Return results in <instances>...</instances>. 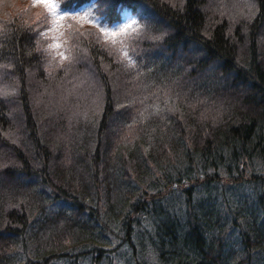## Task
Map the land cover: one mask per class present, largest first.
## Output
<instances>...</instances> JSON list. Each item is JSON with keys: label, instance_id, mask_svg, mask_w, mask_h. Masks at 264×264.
<instances>
[{"label": "trees", "instance_id": "trees-1", "mask_svg": "<svg viewBox=\"0 0 264 264\" xmlns=\"http://www.w3.org/2000/svg\"><path fill=\"white\" fill-rule=\"evenodd\" d=\"M58 1L96 23L16 72L45 11L0 3V264H264V0Z\"/></svg>", "mask_w": 264, "mask_h": 264}, {"label": "rangeland", "instance_id": "rangeland-1", "mask_svg": "<svg viewBox=\"0 0 264 264\" xmlns=\"http://www.w3.org/2000/svg\"><path fill=\"white\" fill-rule=\"evenodd\" d=\"M20 2L22 3V0H0V3L2 4H6L7 2ZM28 3V5L30 6V8L34 7L33 6V0L31 1H28V0H24ZM56 2L59 3L58 0H56ZM243 2H245L246 4V9H249L251 7V9L254 7L253 11L252 12H255V8H256V5H257V2H255L254 0H243ZM44 11H45V15L43 14V16H40V17H37L35 18V22L33 24V26L31 28L29 27H26V26H22L21 29L23 27V30H22V33L21 31L16 32L15 30L11 31L10 30V33H7V41L9 42L10 41V37L11 38H15V34H19L20 37L18 36L17 38H23L26 39L27 41H29V43H24V42H20L19 40L15 39V42H12V44L10 45V48L14 46V55L11 57V56H8V54L6 55L7 58L6 59H9L11 60V64L13 63V60H15V63L13 65L14 70L13 72L15 71H18V66H20V63L22 65H24L25 63H28V62H35L34 60L35 59V56L38 55L42 58V60H44L43 65H45L46 63H51V62H54L56 61V59H60V57L56 54V51L57 50H52V49H49L48 48V45L50 43H52L51 39H48V38H44L40 35L37 34V30H44L46 29L47 27V18H46V10L45 8L40 5ZM87 8H77L76 10H73L72 12H70L69 10H67L68 14L70 13H76V14H79L80 16H84L85 13H88V11L86 10ZM34 10V9H33ZM234 10H237V8H233L232 10L229 9V7L226 9V8H220V11H217V13L219 12L220 14H228L230 16V18H232L233 20L235 21H232L231 23L232 24H235L233 26V28L235 27V30H236V33L238 35H240V38L242 39L241 36H243L245 34V32L243 30H241V24L239 21H237L238 19H234L235 18V15L233 14ZM35 12V15L38 14V12ZM89 14V13H88ZM77 17V16H76ZM251 17H249L248 19H243L244 21H246V23L249 21ZM89 19H93V17H91L89 15ZM134 19V16L128 11V10H123V16L121 19H119V21H114L113 23H110L109 25H106V24H103L102 26H106L107 28L109 29H116V27L118 25H122L124 24L125 22H131V20ZM0 21L6 25V27L10 24H9V20H7L5 17H4V14H3V18H0ZM65 27L63 29V31L65 32V35L67 34L68 35V25H72V22L70 21V19L66 18L65 21L63 22ZM249 23V22H248ZM6 31V30H5ZM22 34L24 36H22ZM70 37V36H69ZM99 37L103 40V41H106L107 43H110V39H106L102 34L99 35ZM67 38V37H66ZM71 38V37H70ZM131 38H132V35H131ZM130 37L129 38H126L124 39V42L123 44L117 42L115 44V46L117 47L118 51H120V53L122 52H128V50L130 49ZM5 40V41H6ZM62 41L65 40V38H61ZM72 46V45H71ZM70 46V43H69V39L67 38V43H63L62 44V48L60 49V51H65V54L68 53V49L71 48ZM27 49V51H26ZM72 49V48H71ZM75 49H81V46L80 45H77L75 47ZM1 53L4 52V50H1ZM9 52V51H8ZM8 52H5V53H8ZM12 53V54H13ZM32 57L34 60H31V59H27V57ZM67 56V55H66ZM21 60V61H20ZM37 66L34 65V69L36 68ZM22 68H24V66H22Z\"/></svg>", "mask_w": 264, "mask_h": 264}, {"label": "snow or ice", "instance_id": "snow-or-ice-1", "mask_svg": "<svg viewBox=\"0 0 264 264\" xmlns=\"http://www.w3.org/2000/svg\"><path fill=\"white\" fill-rule=\"evenodd\" d=\"M42 5L46 10L47 27L44 30H37V34L51 39L52 43L48 45L49 49L57 50L56 54L61 60L68 59L69 57L65 55V51H60L63 43H67V38L64 41L61 40L65 36L63 31L65 25L64 21L68 18V12L66 9L61 8L60 3L56 0H33V6ZM110 6V4H109ZM72 19H77L76 16H72ZM81 20H88L90 23H96V20L89 19V14L85 13L84 16L79 17ZM136 20L132 19L131 22H125L122 25H118L116 29H109L106 26H100L101 33H103L106 39H110L112 44L117 42L123 44L124 39L131 37V34L136 31L134 25H136ZM71 28V25H68ZM124 56L127 57L128 53L125 51Z\"/></svg>", "mask_w": 264, "mask_h": 264}]
</instances>
